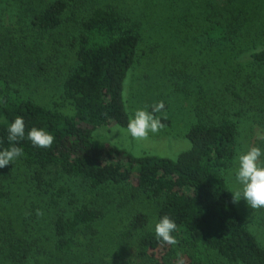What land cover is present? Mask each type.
I'll return each mask as SVG.
<instances>
[{
  "label": "trees",
  "instance_id": "trees-1",
  "mask_svg": "<svg viewBox=\"0 0 264 264\" xmlns=\"http://www.w3.org/2000/svg\"><path fill=\"white\" fill-rule=\"evenodd\" d=\"M16 1L0 3L1 21L5 12L25 19L0 38V150L12 146L7 128L17 116L26 129L16 142L21 165L0 168V264H179L174 246L141 230L146 213L116 216L114 202L97 198L107 186L156 201L158 219L177 224L175 246L199 253H189V264H264V208L233 203L229 191L241 187L238 153L264 149V15L251 18L246 0H201L198 17L179 15L193 0H124L127 8L113 0L82 10L48 0L34 14L19 12L29 7ZM143 60L161 63L139 92L132 71ZM193 92L185 105L183 93ZM137 98L149 99L150 112L164 101L162 122L185 121L191 147L170 158L99 145L95 131L127 128ZM33 127L55 136L51 148L31 144ZM12 166L24 177L10 179ZM26 191L34 199L46 193L29 201L43 216L24 212L19 223Z\"/></svg>",
  "mask_w": 264,
  "mask_h": 264
},
{
  "label": "rangeland",
  "instance_id": "rangeland-1",
  "mask_svg": "<svg viewBox=\"0 0 264 264\" xmlns=\"http://www.w3.org/2000/svg\"><path fill=\"white\" fill-rule=\"evenodd\" d=\"M11 1V0H9ZM46 1L48 0H18L16 1L18 5H23L25 7H29L24 9L23 11H19V12H23L25 13V11L29 12V14H34L36 13L37 10H39L42 6H44L46 4ZM68 3L71 4L72 8L77 9H84L85 7H98L100 6V4L102 2H111L113 0H67ZM123 3H122V2ZM119 0V4L123 5L124 7H126L125 1L129 3V0ZM205 1V0H202ZM221 3L224 4H230V2L228 0H220ZM237 1L239 0H233L234 4L237 3ZM243 1V0H240ZM248 1L249 4H247V10L250 11V16H252L251 18H254V13L257 14V18H259V16H263L264 14L261 13V11L264 10V0H246ZM260 2V5L258 7H253V2ZM4 0H0V3H3ZM9 5V4H8ZM231 5V4H230ZM127 8V7H126ZM13 9V7H12ZM192 10V11H191ZM191 10L188 8H186V10H181L179 11V15L180 16H187V15H191L194 17H198L199 14H202L204 12V9L201 10V0H193L192 6H191ZM17 15H11V13L5 12L4 14V20H0V24H3L4 26L2 27V29L0 30V38L6 34H8L11 30H13L14 28L16 29H20L25 25V19L22 17V19L20 20L18 17H16ZM16 17V18H15ZM190 17V16H188ZM162 21L166 22V18L162 19ZM24 25H23V24ZM162 38H166L167 35L165 34H159ZM163 40V46L161 47L162 50L165 51H170L172 52V49H169L168 47L166 48V46L164 45V39ZM175 57H177V54ZM174 55L171 57V59H174ZM156 58H158V56H156ZM145 60H143V63H141L139 66V69H136L135 71H132V75H134L133 78H137L136 79V85L137 88L140 92L141 89V84L142 81H146L148 79V77H150L151 75H153L156 71V68L154 65H158L161 62H156L153 63L152 61L149 60V62L152 63V66L149 62H144ZM144 79V80H143ZM152 84V83H151ZM150 84V85H151ZM151 86L148 87V94H150L148 97H155L154 95L151 96ZM154 94H160V91L157 90L155 91ZM195 92L193 93H183L182 98L185 101V105L189 106V104L194 100L195 98ZM176 97V96H175ZM139 99V98H137ZM157 99V98H156ZM149 99H139L137 101H135L134 106L132 108V112L131 115L135 112L136 107L137 109H141V108H145V106H148V101ZM175 100V98H174ZM176 102V101H175ZM174 106V105H173ZM148 108V107H147ZM179 109V108H178ZM180 110V109H179ZM164 111H168V109L164 110ZM173 113V112H171ZM191 112H189L190 114ZM160 116L163 115L162 113H159ZM159 116V117H160ZM184 125L185 121L183 122H179V124H176L172 127L167 126L158 134H149V139L146 141H142V142H137L136 140L132 139L131 136L129 134H127V128L122 127L116 123L108 125V126H102L99 127L94 135L96 138V141L98 142V144H109L112 145L116 148L125 150L127 153H130L132 155L135 156H140L143 154H153V155H159L162 157H170V158H176L178 156V154L184 150H187L191 147L190 141L189 139L184 135L181 134V132L184 131ZM15 162H19L18 160H15ZM11 164V163H10ZM7 165L6 167H3L5 169H7L9 166ZM19 164L21 165V163L19 162ZM12 172L10 173L11 177L10 179L13 178H18L17 175H19L21 178L24 177L22 174L25 173V171L23 169H21L18 166H12ZM52 176V175H51ZM53 177V176H52ZM19 180V179H18ZM52 180H54V177L51 178L48 176L47 181L51 182ZM135 181V180H134ZM133 181V184H135V182ZM27 185L30 184L29 182L26 183ZM76 185V184H74ZM23 186V185H22ZM22 186H19L16 194L17 195H22V193H24V191L22 190ZM26 190V188H25ZM100 195L97 197L98 199H101L102 202H107L108 204H110V202H114L113 205L111 206V208L115 209L117 212L116 216H132L133 214L137 213V212H143L146 213L148 215L149 218V222L147 224V226L144 229V231L147 230H152L155 227L156 222L159 220L158 216H157V211H158V204L156 201H153L152 199H146L144 197H141V195H137L135 194L132 190L130 193H127L128 191L125 190L123 191V189H119L117 186H113V187H109L107 186L106 188H104L102 191H100ZM28 197L26 200V205L25 207L17 214L20 215L19 219V223L21 222V214H23L24 212L29 213L31 215H36V210H33L32 207L29 206V201L30 204H32L34 197H31L33 195V193H31V195L29 196L28 191H26ZM90 193V192H89ZM95 193V192H94ZM94 193H90L91 195L88 194L89 198H91L92 196H94ZM46 193L42 194V195H35V200L37 199H41V200H46L45 197ZM38 197V198H37ZM104 205H97L96 207H101L103 208ZM22 227L23 229H25L28 224L30 223V220H26V221H22ZM24 231H20V233L23 234ZM165 250L164 249H159L158 250V254L163 253ZM204 251V250H203ZM193 253L196 257H199V253L192 251V250H188L182 247H176L174 246L172 248V252L171 255L172 257H174V259L179 263V264H189L191 258L189 253ZM205 255V252H203V256ZM126 259L129 261V263L133 262V260L135 259L133 256H126ZM132 264V263H131Z\"/></svg>",
  "mask_w": 264,
  "mask_h": 264
},
{
  "label": "clouds",
  "instance_id": "clouds-1",
  "mask_svg": "<svg viewBox=\"0 0 264 264\" xmlns=\"http://www.w3.org/2000/svg\"><path fill=\"white\" fill-rule=\"evenodd\" d=\"M145 108L136 109L129 116L127 124V134L137 142L149 139V134H158L166 125L162 122L167 119V113L164 111L165 103L160 101L153 103L152 111ZM162 118L155 113H162ZM25 121L22 116H17L13 122L8 125V141L12 146L0 150V168L6 167L18 158L24 155L22 147L17 146L18 141L25 139ZM264 140V136L259 137ZM27 139L34 147L47 149L51 148L55 142V136L43 128L33 127L27 132ZM264 149L259 146H251L246 151L238 153L235 157L237 168L235 171V180L241 186L240 188L229 189L233 193L232 202L239 203L244 199L251 209L264 208ZM37 216H43L41 209L36 210ZM177 231L176 222L168 215L162 216L155 224V238L165 245L175 246L179 243L173 233Z\"/></svg>",
  "mask_w": 264,
  "mask_h": 264
}]
</instances>
